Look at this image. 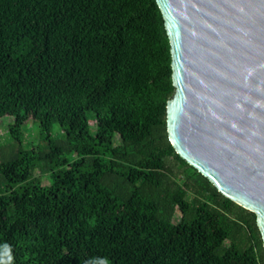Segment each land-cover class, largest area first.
<instances>
[{"label":"trees","instance_id":"trees-1","mask_svg":"<svg viewBox=\"0 0 264 264\" xmlns=\"http://www.w3.org/2000/svg\"><path fill=\"white\" fill-rule=\"evenodd\" d=\"M171 74L155 0H0V118L19 150L0 159V264H264L255 214L168 140ZM29 118L46 149L22 148ZM36 163L60 168L48 186Z\"/></svg>","mask_w":264,"mask_h":264},{"label":"water","instance_id":"water-1","mask_svg":"<svg viewBox=\"0 0 264 264\" xmlns=\"http://www.w3.org/2000/svg\"><path fill=\"white\" fill-rule=\"evenodd\" d=\"M170 44L168 140L256 216L264 252V0H155Z\"/></svg>","mask_w":264,"mask_h":264},{"label":"rangeland","instance_id":"rangeland-1","mask_svg":"<svg viewBox=\"0 0 264 264\" xmlns=\"http://www.w3.org/2000/svg\"><path fill=\"white\" fill-rule=\"evenodd\" d=\"M12 118L8 115L2 116L0 118V159L7 160L18 153V149L16 143L13 141L11 136L9 135V128L13 124ZM88 125L91 127V130L94 131L95 127L93 126V122L89 120ZM45 133H43L38 126V123L34 122L33 119L29 118L25 121V125L22 128V148L24 150H42L46 149V141ZM49 135L53 139H61L63 137V132L61 128L53 123L50 127ZM118 143V139H115ZM76 160L77 157L71 158V160ZM60 168L50 167L44 165L43 163H36L33 167L31 178L39 181L42 186H48L51 182V176L53 173L57 172ZM171 179L175 181V183L181 186L184 182V178L180 174L179 171H175L171 175ZM208 195L204 194L203 196H199L194 194L192 190H187V200L191 201L192 199L198 200H208ZM180 218V213L176 210L173 215V222H178ZM234 235V233H233ZM235 242L238 245L243 244L244 247H247L250 243L248 236L244 235L243 232L239 233V235H234ZM226 245H229V241L226 242Z\"/></svg>","mask_w":264,"mask_h":264}]
</instances>
